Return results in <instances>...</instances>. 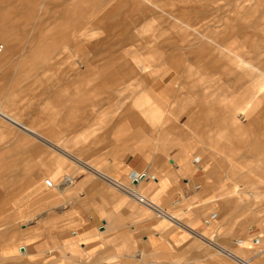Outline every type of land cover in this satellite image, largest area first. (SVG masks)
Instances as JSON below:
<instances>
[{
    "label": "crops",
    "instance_id": "1",
    "mask_svg": "<svg viewBox=\"0 0 264 264\" xmlns=\"http://www.w3.org/2000/svg\"><path fill=\"white\" fill-rule=\"evenodd\" d=\"M109 1L95 0L92 7L101 11L100 14H88L87 8L79 7L78 0H60L51 7L50 18L63 22L53 23L50 30L58 32L65 27L73 32L67 40L84 57L85 67L81 69L73 62L72 76L56 79L53 89H41L51 96L42 99L40 112L26 122L22 114L11 113L13 107L8 106L9 100L4 96L11 94L12 98L27 93L26 88L9 90L18 86L24 75L25 68L20 66L31 62L30 54L35 52L37 64L43 60L49 62V57L37 53L52 52L64 34H52L51 38L42 34L35 36L36 46L22 50V54L28 56L15 61L12 56L20 52L11 42V36L19 30L16 20L18 17L32 19L38 0H18V4L0 0V42L5 46L0 57V97L4 98L0 99V120L3 122L0 135L6 136L7 142L15 128L21 132V138L26 134L42 141L43 172L55 184L50 189L68 195L70 199L62 206L77 212L82 220L71 232L72 239L62 246L71 252L82 250L94 256H109L110 264H123L117 257L140 255L155 261L199 260L205 252L202 237H206L216 241L214 248L229 264H260L264 256V221L259 215L258 193L243 192L238 187L241 183L228 177L235 167L226 165L223 158L214 160L203 149H196L199 153L196 156L191 144L172 145V142L189 139L173 120L164 117L166 128L159 131L147 129L149 124L142 119L160 118L161 104L182 105L185 100L189 101L196 108L189 122L203 124V130L197 129L199 135L205 131L219 133L222 139L214 142L217 149L245 151L251 161L250 173L264 175V102L255 103L250 110H235L242 100L249 102L251 84L259 88L264 85L263 23L256 21L244 26L232 18H217L194 27L190 13L182 12L173 18L179 27L171 24L153 32L152 21L161 17L157 11L149 15L143 13L136 17V22L126 23L123 20L127 17L140 15L138 3L114 0L109 7L112 12L108 10L104 14L103 6ZM200 1L167 0L164 4L189 3L195 7L194 3ZM213 2L206 0V6ZM249 26L253 29L249 30ZM104 31L108 35L118 34L117 42L105 45L104 37L94 38ZM145 34H151L150 40L140 42ZM175 35L182 38L183 45L179 48L174 46ZM232 39L238 40V45L226 48L222 42ZM114 47L117 49L113 50ZM169 55L173 56L171 61ZM166 57L168 70L176 73L174 77H165L168 70L148 81L137 77V70H144ZM184 68L187 76L197 74L198 77L181 86H173ZM47 74L58 76L54 71ZM201 75L208 77L205 87L192 92ZM139 80L143 89H135V97L123 110V118L115 122H87L84 128H79L78 112L88 103L94 105L92 96L102 93L110 96L112 91L130 89ZM37 83L45 82L38 80ZM212 85L227 88V93L219 96L230 99L233 105L222 110L206 102L201 91ZM184 88V92L180 91ZM148 92H153L157 101L150 102L146 97ZM254 94L261 95L263 90L254 91ZM132 108H137L138 112H133ZM224 111H235L231 125L233 137L227 134L231 129L223 124ZM100 124L102 127L97 126ZM100 129L101 134L94 133ZM84 140L86 143L81 144ZM19 149L16 145L7 148ZM29 150L26 152L29 157L18 162V165H25L26 172L23 183L19 188L15 186L16 193L11 192V204L28 189L35 191L38 201L43 197L37 189L41 172L38 175L31 171ZM18 165L10 167L8 164L10 185L16 174L12 168ZM60 175L63 178L57 182ZM66 178L72 182L66 183ZM138 195L153 203L154 209L139 202ZM45 205L47 212L51 205L46 199ZM19 248H23L20 255L29 254L26 247Z\"/></svg>",
    "mask_w": 264,
    "mask_h": 264
},
{
    "label": "rangeland",
    "instance_id": "2",
    "mask_svg": "<svg viewBox=\"0 0 264 264\" xmlns=\"http://www.w3.org/2000/svg\"><path fill=\"white\" fill-rule=\"evenodd\" d=\"M59 1L60 0H38V4L34 6L36 10L32 19L18 17L16 24L19 25V30L11 36V42L13 45L20 49L18 54L12 56L15 58V61H18L21 57L28 56V54H22V50L36 46L35 36L42 34L43 36H50L51 38L52 34L56 35L61 32L64 34V37H60L58 39L60 43H57L59 41L56 42L57 45L53 47L54 50H52V52L37 53L38 56L46 55L49 57V62L43 60L37 64L35 52L30 54L32 57L31 62L28 61L25 65L20 66V68H25L24 75L21 77V81L18 86H12L9 90L14 92L26 88L27 93L20 94L19 97L17 95L12 96V98L11 94L4 96L6 101L9 100L8 106L13 107L11 113L22 114V120L26 122L32 120V115L40 112V106L43 101L42 99L51 96V93H42L43 89H53L56 79H67L69 76H72L73 65H71V63L73 64V62H75L82 67L81 69L85 67L83 63L85 61L84 57L75 51L73 44L69 43L67 40L70 36L72 37L73 32H69V29L65 27L61 28L60 30L62 31L58 32H55L53 29L50 30L53 23L63 22L60 20L54 21L50 18L49 13L51 7ZM165 1L167 0H134V3H138L140 6V9L137 11L141 12L140 15L136 14L131 17H127L123 21L126 23H133V21L136 20V17L143 15V13L144 15H149V12L153 13L157 11L161 17L156 21H152V25L154 27L153 32H157L171 24L179 27L180 24L173 18L182 14V12L190 13V19L194 27H198L203 23H211L217 18H232L238 23H242L244 26H248V24H252L256 21H260L264 25V0H214V2L209 6H206V0H202L199 3H194L195 7L189 3L165 5ZM94 2L95 0H78L77 4L82 9L87 8L88 10L86 11L88 14H100L101 11L93 9L94 7H92V5H94ZM6 3L18 4V0H6ZM114 3V0H110L105 6H103V13H107L108 10L109 12H112L109 7ZM138 5H136L137 8ZM192 6L194 7L193 11L191 10ZM160 7H163L161 11L159 10L161 9ZM215 24H217V22H215ZM42 26H45V28L41 29ZM248 29L252 30L253 27L249 26ZM150 35L145 34V38L141 39L140 42L149 41L151 38ZM207 35H209V33ZM97 37L98 39L104 37L106 42L105 45L115 44L119 39L118 34L108 35L106 31L100 32V34H97L94 38L96 39ZM166 38L168 37H163L164 40H166ZM173 39L175 41L174 46L176 48L183 45L181 37L175 35ZM218 41H220V39H218ZM222 43L226 48L232 49L238 45L239 41L232 39ZM116 49L117 48L115 47L113 48V50ZM172 58V55L168 56L170 61ZM166 59L167 57L162 60H156L144 70H137V77L148 81L151 77L159 76L168 70V64L165 63ZM184 64H186V62ZM192 69L195 68L192 67ZM52 71L57 73L58 76H51L50 74H47ZM175 75L176 73L169 69L165 77L169 79ZM202 76H204V78ZM197 77V74L187 76V70L184 68L183 72H181L178 76L173 86H181L182 83L186 81H194L193 79ZM200 77V82L196 83L197 85L193 88L192 92H196V88L200 89L202 86L205 87L204 85L206 84L208 77L205 75H201ZM38 80H44L45 83L38 85ZM28 82L30 85L32 83H35V85L32 84L33 86H26L25 84ZM137 84L138 86H136ZM212 86L213 87L209 86L208 88H204L201 91L205 95L204 100L206 102H209L210 104L213 103L216 106V109L219 108L222 110L226 109L228 105H233V102L230 101V99H222V96H219L220 93H227V88L219 89L216 85ZM142 87L143 84L141 80H139L135 85L133 84L130 86V89H118L112 91L110 96L105 95V93L92 96L94 105L88 103L84 110L78 112L79 128H84V125L87 124V122L94 124L103 121L115 122L116 120L123 118V110L127 108L126 105L129 104L135 97V89L139 88V90H142ZM259 90H263V94L256 96L254 91ZM180 91L184 92L185 88ZM250 92L251 94L248 99L249 102H247V100H244L245 102L242 100L243 103L240 104V107L237 106L235 108L236 111H239L240 108L250 110L255 103L260 101L264 102V85L259 88V86L251 84ZM146 97L150 102L151 100L157 101V97L153 94V92H148ZM4 98L0 97V99ZM153 104L154 103L152 102L150 107H152ZM159 107H163L159 110L161 114L160 118L152 119V121L142 119L143 123L145 122L149 124L147 129L155 130V128H157L159 131H164L166 128L163 124L165 122L164 117H167V119L173 120V122L186 133L185 135L189 137V139L185 142L176 141L172 142V145L178 147L182 143L191 144L194 151H196V156H199L196 149H203V151L211 155L214 160L223 158L226 165L235 167V169L230 170V175L228 177L235 182L238 181L241 183L238 187H240L243 192L258 193L260 199L258 204L259 215L261 221H264V201H262V198L264 197V175L258 176L254 173H250L252 169L251 161L247 153L245 151L234 149L230 150L229 148L217 149L214 146V142L218 139H222L217 132L205 131L199 135V133H197V129L200 127L201 130H203L202 122L201 124L189 122V118L196 111V108L192 107L191 102L185 100L182 105L178 103H168L166 105L161 104ZM132 111L138 112L137 108ZM234 112L229 113L228 111H224L225 117L223 120V124L229 130L231 129L227 132V134H230L232 137L234 135L232 132L233 127L231 125H233ZM253 113H255V111ZM240 116L241 114L238 115V117ZM251 116L252 114H250L249 117ZM0 123L3 122L0 120ZM150 124H152L151 127ZM97 126L102 127L101 124ZM80 132L82 131L79 130V133ZM102 132L103 131L101 129L94 130V133L101 134ZM248 134H250L249 131ZM19 135H21V132L15 128L13 134L8 137L7 142L4 140L6 136L0 135V264H110V260L108 259L109 256H94L91 253H87L82 250L71 252L66 246H62L63 243L72 239L71 232L77 228L82 220L77 212L74 210L71 211L62 206L64 201L70 199L68 195H61L58 193L57 189L53 190L44 186V178H50V176L48 174H44L43 172L42 141L32 135L24 134L22 135V138ZM80 143L84 144L86 143V140L80 141ZM15 145L20 149L17 151L7 150V148ZM38 148L40 151L37 152ZM27 149L31 150H29L31 153V171L38 175L41 172V178L37 189L43 197L40 201H38V197L36 198L34 195L35 191L28 189L23 193H20V196L14 199L11 204L10 195L12 190L15 194V186H18L19 188L21 183H23L21 182L23 177H25L23 173L26 172V167L23 164L22 166L18 165V162H22L25 157H29L26 153ZM230 151L233 153L230 154ZM8 164L10 167H13L14 164L18 165L16 169L12 168V171L16 170V174L13 176V181L11 182L13 188L9 183ZM62 178V175H60L56 181L58 182ZM45 199L49 201L51 205V209L47 212ZM202 239L203 244L201 245L203 249H205V252L201 255L199 260H184L183 258V260L180 261L174 259L155 261L146 255L123 256L117 258L123 262V264H229L227 259L219 255L218 250L214 248L216 243L215 240H209L206 237H202ZM19 247H26L29 254L20 255L21 250ZM17 248H19V250H17ZM87 255L90 256L87 257ZM232 264L235 263L232 262ZM260 264H264V256L261 257Z\"/></svg>",
    "mask_w": 264,
    "mask_h": 264
},
{
    "label": "built area",
    "instance_id": "3",
    "mask_svg": "<svg viewBox=\"0 0 264 264\" xmlns=\"http://www.w3.org/2000/svg\"><path fill=\"white\" fill-rule=\"evenodd\" d=\"M4 47H5V46H4V43H3V42H2V43L0 42V54L3 52ZM137 178H138V177H135L134 179L137 180ZM44 185H45L46 187H49V188L55 187L54 182H53L50 178H46V179H45V181H44ZM136 198H137V200H138L139 202H142L143 204L147 205L148 207L154 209V205H153V203L148 202V201H147L145 198H143L142 196L138 195V196H136Z\"/></svg>",
    "mask_w": 264,
    "mask_h": 264
},
{
    "label": "bare ground",
    "instance_id": "4",
    "mask_svg": "<svg viewBox=\"0 0 264 264\" xmlns=\"http://www.w3.org/2000/svg\"><path fill=\"white\" fill-rule=\"evenodd\" d=\"M4 51V50H3ZM3 54V52L0 54V56ZM259 138V137H258ZM254 144V143H253ZM45 181V180H44ZM65 182L66 183H71L72 182V180L71 179H69V178H66L65 179Z\"/></svg>",
    "mask_w": 264,
    "mask_h": 264
},
{
    "label": "water",
    "instance_id": "5",
    "mask_svg": "<svg viewBox=\"0 0 264 264\" xmlns=\"http://www.w3.org/2000/svg\"><path fill=\"white\" fill-rule=\"evenodd\" d=\"M20 250L23 251V248H21Z\"/></svg>",
    "mask_w": 264,
    "mask_h": 264
}]
</instances>
